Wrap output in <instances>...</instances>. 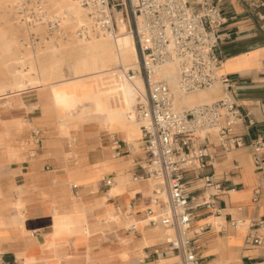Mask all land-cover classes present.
<instances>
[{"label": "crops", "instance_id": "0c3cea01", "mask_svg": "<svg viewBox=\"0 0 264 264\" xmlns=\"http://www.w3.org/2000/svg\"><path fill=\"white\" fill-rule=\"evenodd\" d=\"M220 7L221 73L247 113L240 133L248 145L264 139V0H221ZM218 90L225 94L221 84L211 89ZM127 142L124 129L98 119L76 127L61 123L48 89L0 97V264L175 261L162 251L161 235L149 223V212H159L155 188H162L135 179L138 151L128 154ZM203 143L214 155L213 168L197 173L198 179L192 173L184 177L196 197L193 205L217 193L212 200L220 215L204 206L194 211L191 228L204 229L196 237L197 255L203 264H264V242L246 244L264 219V194L252 201L260 182L252 148L222 151L215 131ZM211 172L219 192L204 187L201 177ZM235 221L242 223L234 227Z\"/></svg>", "mask_w": 264, "mask_h": 264}, {"label": "built area", "instance_id": "2783aa9c", "mask_svg": "<svg viewBox=\"0 0 264 264\" xmlns=\"http://www.w3.org/2000/svg\"><path fill=\"white\" fill-rule=\"evenodd\" d=\"M85 10L87 21L75 30L78 38L109 37L116 35L115 14L120 13L132 34L137 54V67L125 71L131 83L140 78L144 94L135 98V115L140 122V138L125 143L128 154L137 167L136 180L157 183L167 194V205L159 216L151 218L153 227L167 231L161 242L165 254L177 258L174 264H203L197 255L196 237L203 227L192 229L194 211L199 206L215 211L214 193L199 199L188 189L184 175L213 168L214 155L203 143L206 135L215 131L222 151L248 146L253 150V160L260 173V182L252 190V201L258 202L264 194V139L256 138L246 145L243 126L244 113L234 96L229 77L221 73L225 59L218 54L220 30L224 23L221 0H75ZM14 13L26 25L60 33L59 17L49 0H15ZM165 64L176 67V89L181 94L210 89L221 84L224 95L209 103L190 108H174L173 91L160 76ZM243 126V127H242ZM241 128L240 130L238 128ZM203 133L198 135L197 133ZM204 187L220 191L214 174L201 177ZM110 180L105 181L109 186ZM72 188H76L75 185ZM156 192L155 190L153 191ZM242 221L232 223L238 227ZM247 235L246 244L260 247L264 242V219Z\"/></svg>", "mask_w": 264, "mask_h": 264}, {"label": "bare ground", "instance_id": "6f19581e", "mask_svg": "<svg viewBox=\"0 0 264 264\" xmlns=\"http://www.w3.org/2000/svg\"><path fill=\"white\" fill-rule=\"evenodd\" d=\"M11 1L12 0H6L8 4H10ZM54 8L57 9L60 21L62 22L61 24L63 25L69 24L73 26V28H79L87 21L86 10L75 0H56ZM115 19L117 33L114 37L109 38L100 36L79 40L81 44L76 46L77 50L75 52H77V58L74 62V73L76 77L73 79L66 78L67 76L62 73L59 76L62 79L59 81L55 83H44V78H46L45 73H41L40 67L34 58L27 60L25 55L15 58L12 57L13 59L9 58L10 60L12 59L13 63L16 65L12 73V78H10L12 90L0 89V97L19 94L26 88L38 90L48 89L51 93L53 104L65 108L63 110L69 112L70 107L75 102L72 95L79 91L80 86L84 84L83 81L89 78H97L101 84L100 92L102 96L105 97L108 106L114 112L105 115L101 122L104 125H108L110 121H123L126 125L127 139L132 137L134 139V137L140 136V129L135 126L138 120L135 115L134 105L136 96L143 95L145 89L140 78H135L134 83H131L125 76V71L129 67H132V69L137 67L138 60L135 42L132 34L127 28V23L120 13L115 14ZM14 46L15 44L13 42H6L3 40L0 49L2 53L7 55ZM55 52L56 50L51 51V53ZM2 60L4 63L6 62L5 59ZM88 64L90 65V72L88 74L86 73L84 76H80L78 67ZM160 76L167 81L173 91V95L177 96L181 94L176 89V73L173 64H165L161 68ZM172 83L174 84L171 86ZM216 85L220 84H215L214 86ZM213 87H211V89ZM28 89L26 91H28ZM173 102L174 104L180 103L181 105L187 103V100L175 98ZM117 115L122 116L123 120H115ZM197 134L203 135L202 132H198ZM153 183L154 185L157 184L155 182ZM155 190H157L158 193L156 201L159 204V212L154 213L152 218L156 219L160 214L161 208L167 205L168 199L163 188H155ZM154 205L153 203V206ZM150 218L151 216L149 219ZM218 221L219 218L216 219V225ZM156 230L160 233L161 240H163L167 231L162 230L160 227H156Z\"/></svg>", "mask_w": 264, "mask_h": 264}, {"label": "rangeland", "instance_id": "374dc122", "mask_svg": "<svg viewBox=\"0 0 264 264\" xmlns=\"http://www.w3.org/2000/svg\"><path fill=\"white\" fill-rule=\"evenodd\" d=\"M14 3L15 0H12L10 4H8L6 0H0V46L3 40L6 42L11 41L15 44L7 55L2 53L0 49V89L8 91L12 90L10 86V78H12V73L16 66L12 59L23 55L26 56L27 60L34 58V60L37 61L41 73H45L46 78H44V83H55L59 81L62 79L59 77L62 73L66 75V78L68 79L75 78L74 62L77 58V52H75L77 50L76 46L81 44L79 40L83 39H78L75 35V30L78 29V27L73 28V26L69 24L63 25L59 19L60 27L63 28L60 33L52 34L49 33L50 31L26 25L18 16L15 15ZM49 4L51 10L59 17L57 9L54 8L56 0H49ZM52 50H56V52L51 53ZM9 58L12 59L10 60ZM2 59H5L6 62L4 63ZM78 68L80 76H84L86 73L88 74L90 72L89 64L86 66H79ZM130 68L132 69V67H129L128 69ZM83 82L84 84L80 86L79 91L72 95L75 102L70 107L69 112H65L63 110L65 108L54 105L61 116V123L64 121V123L68 124V127H76V125L82 123L83 121L92 118L101 121L105 115L114 113L106 103L105 97H103L100 92L101 84L99 79L89 78L85 79ZM174 83H172L171 86ZM27 89L28 88L24 91ZM221 97L222 96L219 90L211 91V88L187 94H179L177 96L174 95L173 100H175V98H183L187 100V103L185 104L180 105V103H175L174 108L177 110L190 108L200 103L212 102ZM115 120H123V117L117 115ZM108 126H117L126 131V125L123 121H110ZM135 126L140 128V122L138 121ZM65 135H68L67 131L65 132ZM139 137L140 136L134 137V139L133 137L130 138L131 142L134 143L135 141L133 142V140ZM176 261L177 259L172 261L171 264H174Z\"/></svg>", "mask_w": 264, "mask_h": 264}]
</instances>
